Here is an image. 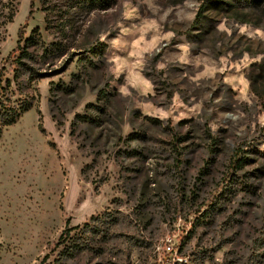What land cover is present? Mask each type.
<instances>
[{"label":"rangeland","instance_id":"obj_1","mask_svg":"<svg viewBox=\"0 0 264 264\" xmlns=\"http://www.w3.org/2000/svg\"><path fill=\"white\" fill-rule=\"evenodd\" d=\"M5 109L0 264H264V0H0Z\"/></svg>","mask_w":264,"mask_h":264},{"label":"trees","instance_id":"obj_2","mask_svg":"<svg viewBox=\"0 0 264 264\" xmlns=\"http://www.w3.org/2000/svg\"><path fill=\"white\" fill-rule=\"evenodd\" d=\"M20 112H11L10 109L8 110H3V120H1V126H9L12 125L17 118H19Z\"/></svg>","mask_w":264,"mask_h":264}]
</instances>
